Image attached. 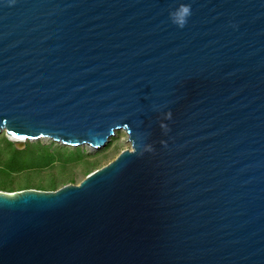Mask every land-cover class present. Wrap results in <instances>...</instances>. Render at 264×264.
Listing matches in <instances>:
<instances>
[{
	"label": "water",
	"instance_id": "obj_1",
	"mask_svg": "<svg viewBox=\"0 0 264 264\" xmlns=\"http://www.w3.org/2000/svg\"><path fill=\"white\" fill-rule=\"evenodd\" d=\"M117 130L78 183L0 190V264H264V0H0V133Z\"/></svg>",
	"mask_w": 264,
	"mask_h": 264
},
{
	"label": "rangeland",
	"instance_id": "obj_2",
	"mask_svg": "<svg viewBox=\"0 0 264 264\" xmlns=\"http://www.w3.org/2000/svg\"><path fill=\"white\" fill-rule=\"evenodd\" d=\"M129 147L123 130H117L104 147L95 150L88 146H67L48 139L20 142L2 132L0 190H54L66 183L76 184L87 173Z\"/></svg>",
	"mask_w": 264,
	"mask_h": 264
},
{
	"label": "clouds",
	"instance_id": "obj_3",
	"mask_svg": "<svg viewBox=\"0 0 264 264\" xmlns=\"http://www.w3.org/2000/svg\"><path fill=\"white\" fill-rule=\"evenodd\" d=\"M193 14L192 6L188 2H181L169 10V19L177 28L183 29Z\"/></svg>",
	"mask_w": 264,
	"mask_h": 264
},
{
	"label": "trees",
	"instance_id": "obj_4",
	"mask_svg": "<svg viewBox=\"0 0 264 264\" xmlns=\"http://www.w3.org/2000/svg\"><path fill=\"white\" fill-rule=\"evenodd\" d=\"M69 154H72V151H69Z\"/></svg>",
	"mask_w": 264,
	"mask_h": 264
}]
</instances>
